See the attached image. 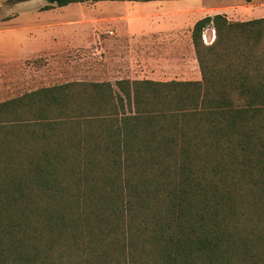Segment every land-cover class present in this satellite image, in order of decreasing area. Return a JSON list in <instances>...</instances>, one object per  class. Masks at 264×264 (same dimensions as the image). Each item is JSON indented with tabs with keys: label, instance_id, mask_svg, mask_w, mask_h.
Returning a JSON list of instances; mask_svg holds the SVG:
<instances>
[{
	"label": "trees",
	"instance_id": "trees-1",
	"mask_svg": "<svg viewBox=\"0 0 264 264\" xmlns=\"http://www.w3.org/2000/svg\"><path fill=\"white\" fill-rule=\"evenodd\" d=\"M191 39L200 80L0 102V264H264V17Z\"/></svg>",
	"mask_w": 264,
	"mask_h": 264
},
{
	"label": "rangeland",
	"instance_id": "rangeland-1",
	"mask_svg": "<svg viewBox=\"0 0 264 264\" xmlns=\"http://www.w3.org/2000/svg\"><path fill=\"white\" fill-rule=\"evenodd\" d=\"M137 2L146 6L142 0ZM203 2L219 6L255 5V13L264 17V0ZM46 4L44 0H31L12 5L0 0V102L54 85H114L127 76L140 79L157 71L156 61L161 58L156 56L152 41L144 48V41L132 40L136 36L128 34L134 19L126 11L136 3L85 2L43 9ZM137 18H147L146 12ZM181 36L185 64L178 67L175 57L167 56V64L161 70L171 67L178 71L181 68L182 72L163 74L160 78L200 80L195 50L187 34ZM213 39L214 31L209 26L204 29L202 40L208 45Z\"/></svg>",
	"mask_w": 264,
	"mask_h": 264
},
{
	"label": "crops",
	"instance_id": "crops-1",
	"mask_svg": "<svg viewBox=\"0 0 264 264\" xmlns=\"http://www.w3.org/2000/svg\"><path fill=\"white\" fill-rule=\"evenodd\" d=\"M204 0H153L143 2L146 6H139L137 1H111L120 2L122 4L136 3L133 9H128L126 14L133 21H130V32L128 34L135 35L136 38L132 40L144 41L142 46L145 48L146 43L152 41L151 46H155L154 51L157 57L161 59L156 61L157 71L150 72L149 76L145 78H132L127 76L129 80H153V81H168L160 78L163 74H181V68L178 70L168 67L161 70L167 64V56L175 57L178 67L184 65L183 47L181 49L180 42L183 39L182 33L187 34V39L190 40L191 47H193L192 39L189 37L192 33L194 24L206 16H213L215 14H224L229 22H244L259 17L255 13V5H210L204 3ZM214 0H210L212 2ZM101 2V1H98ZM138 5V6H137ZM144 8V9H142ZM240 9L241 11L238 12ZM146 12L147 18H137L140 13ZM185 30V31H184ZM135 44V43H134ZM132 44V46L134 45ZM163 58V59H162ZM195 60L196 55H195ZM184 63V64H182ZM175 66L174 64L172 65ZM199 67V66H198ZM167 69V70H166ZM114 72V71H113ZM144 76V75H143ZM201 79V75H200ZM120 80V79H119ZM179 81H191V79H175ZM198 80V79H196Z\"/></svg>",
	"mask_w": 264,
	"mask_h": 264
}]
</instances>
